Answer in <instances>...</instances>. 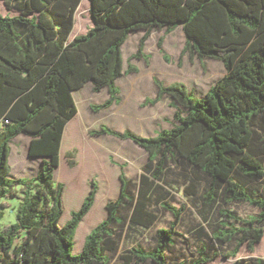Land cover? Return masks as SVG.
<instances>
[{"label": "trees", "instance_id": "trees-1", "mask_svg": "<svg viewBox=\"0 0 264 264\" xmlns=\"http://www.w3.org/2000/svg\"><path fill=\"white\" fill-rule=\"evenodd\" d=\"M15 15L0 12V208L18 200L16 220L0 229V264H111L124 228L151 226L153 184L166 171L189 166L188 192L203 205L219 206L221 218L211 225L212 255L205 243L188 264H204L222 252L235 256L264 237V0H88L91 24L70 39L82 0H0ZM77 19V18H76ZM182 26L183 53L223 63L226 73L198 97L182 81L165 84L158 77L155 103L164 95L176 108L171 128L155 136L107 125L91 131L130 139L148 152L147 174L136 188L123 172L120 192L106 203L107 216L73 252L77 228L92 209L98 183L78 210L61 225L64 184L55 180L66 124L78 112L73 91L91 82L92 90L108 88L109 97L91 104L94 111L120 100L117 80L137 71L124 67L122 46L144 30L133 58H148L143 49L155 27L167 33ZM164 37L158 45L165 58ZM30 138L28 156L41 158L32 177L11 173L9 156L15 137ZM70 166L73 153H67ZM199 178V179H196ZM79 181V180H78ZM202 188L199 189V185ZM160 187V185H159ZM82 196V193L80 194ZM248 202L258 213L241 217L231 205ZM175 219L158 230L156 244L133 245L120 255L122 264H168L175 242L174 225L181 210L165 203ZM3 212L0 213V219ZM218 243L221 250L215 248ZM233 264H264L263 257L239 258Z\"/></svg>", "mask_w": 264, "mask_h": 264}, {"label": "rangeland", "instance_id": "rangeland-1", "mask_svg": "<svg viewBox=\"0 0 264 264\" xmlns=\"http://www.w3.org/2000/svg\"><path fill=\"white\" fill-rule=\"evenodd\" d=\"M81 3L83 6L78 8L75 16L76 25L78 27L83 23L89 26V1L82 0ZM0 12L10 15L18 13L13 9L9 10L3 1H0ZM143 34L144 30L131 33L122 46L125 69L129 61L137 67V71L118 78L119 102L98 111L92 110L91 104L103 103L108 99L109 92L108 88L94 92L91 82L86 83L81 89V96L77 95L80 110L77 120L82 118V124L76 131H72V126H68L66 137L70 136V140L63 139L62 142L60 165L54 172L55 180L62 182L65 187L61 225L70 219L73 210L81 207L91 189V181L95 179L98 183L95 203L77 228L74 253L82 250L87 234L106 218L107 201L119 195V174L122 170L136 188L140 184L142 174H147L152 179V175L146 170L148 152L143 147L130 139H121L109 134H92L91 131L99 130L101 125L105 124L118 131L130 129L142 136H155L159 131L172 127L176 108L172 105L173 98L169 95H164L155 103L149 102L148 99H155L158 93L154 77H158L165 84L182 81L196 96L201 97L226 73L223 63L219 60H199L196 55L182 52L186 42L182 26L169 33L164 28L155 27L143 49L148 58H133L132 55L138 50ZM161 36L164 37L162 48L168 55V60L158 45ZM28 139L25 134L13 139L9 162L11 173L15 177L35 176L41 168V158L28 156ZM69 152L73 153L74 166H70L68 162ZM193 176L192 169L181 164L169 168L163 180L154 182L151 208L157 213V220L148 227L127 225L120 238L118 250L110 253L111 264H122L120 255L133 245L141 244L147 249L155 246L158 230L169 228L175 219L173 212L163 207L165 203L181 210L174 225V245L167 251L168 264H188L197 256V249L202 243L208 245V253L212 255L211 225L221 218L219 206L207 207L202 204L200 194L193 196L188 192ZM201 188L200 184L199 189ZM9 202L11 207L0 208V213L3 212L0 229L16 220L18 200ZM230 209L243 218L258 213V209L248 202L235 203ZM213 243L220 251L218 243ZM253 256L264 258V237L253 249L244 243L235 256L226 257L220 252L204 264H233L239 258ZM143 264L155 263L149 260Z\"/></svg>", "mask_w": 264, "mask_h": 264}, {"label": "crops", "instance_id": "crops-1", "mask_svg": "<svg viewBox=\"0 0 264 264\" xmlns=\"http://www.w3.org/2000/svg\"><path fill=\"white\" fill-rule=\"evenodd\" d=\"M76 16V15H75ZM76 21V20H75ZM86 28H87V26H85L83 23L81 24L80 23V25L77 27V25H76V22H75V25H74V28H73V30H72V32H71V34H70V39H72L73 37H75L77 34H79V33H83V32H85L86 31ZM191 55H196L195 53H193V54H191ZM197 56V55H196ZM198 57V56H197ZM199 58V57H198ZM204 59H210V58H202V59H200L199 58V60H204ZM186 84V83H185ZM187 85V84H186ZM188 86V85H187ZM81 89L82 88H80V89H77V90H74L73 91V96H74V99H75V101H76V104H77V107H78V112H77V114L71 119V120H69L68 122H67V124H66V127H65V130H64V134H63V138H62V142H63V139L65 140V139H67L68 141L70 140V136H68V137H66V134H67V129H68V126H72V131H76L77 130V128L79 127V125L80 124H82V118L80 119V120H77V117H78V115H79V105H78V102H77V95H79V96H81ZM188 89L190 90V91H192L193 93H194V91L188 86ZM21 135V134H20ZM19 136V135H18ZM29 141H30V138L28 139ZM13 142V141H12ZM29 143V142H28ZM29 145V144H28ZM11 146H12V143H11ZM61 148H62V145H61ZM60 155H61V153H60Z\"/></svg>", "mask_w": 264, "mask_h": 264}]
</instances>
